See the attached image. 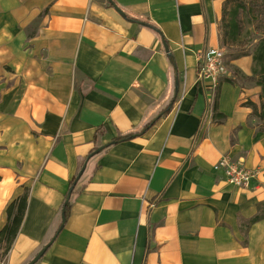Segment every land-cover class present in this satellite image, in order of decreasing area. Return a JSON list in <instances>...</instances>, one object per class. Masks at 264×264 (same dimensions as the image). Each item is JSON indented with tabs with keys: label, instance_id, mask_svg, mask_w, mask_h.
<instances>
[{
	"label": "crops",
	"instance_id": "crops-1",
	"mask_svg": "<svg viewBox=\"0 0 264 264\" xmlns=\"http://www.w3.org/2000/svg\"><path fill=\"white\" fill-rule=\"evenodd\" d=\"M221 8L0 0V230L27 195L0 264H26L57 232L84 158L69 216L36 264H264V217L248 223L264 205V172L238 188L217 167L223 156L264 166L260 89L242 79L251 57L225 62L214 90L196 82L201 56L222 47Z\"/></svg>",
	"mask_w": 264,
	"mask_h": 264
},
{
	"label": "trees",
	"instance_id": "trees-1",
	"mask_svg": "<svg viewBox=\"0 0 264 264\" xmlns=\"http://www.w3.org/2000/svg\"><path fill=\"white\" fill-rule=\"evenodd\" d=\"M243 17L249 24H256L254 28L260 29L261 38L255 43L252 52H244L239 54V56H250L252 62L251 75L242 76L243 81L253 84L260 89L259 93V110L257 117L260 121L264 122V0H236L233 5H231L227 10H222L221 16V45L225 47L228 44H236L243 32ZM216 103L213 106V118L222 117L221 114H217ZM170 109V108H169ZM168 109V110H169ZM168 110H162L159 112L157 117L153 118L147 122L139 131L126 134L124 136L114 139L109 145L117 144L122 141L130 140L138 135H141L146 130L151 128L162 115H164ZM87 158H84L81 162L79 170L76 175L69 182V189L71 188L78 172L81 170ZM67 194L64 196L59 208L57 209V218L60 223V217L62 212L65 216V221L69 216L70 202L67 201ZM27 204L26 192L20 197L15 199L6 209V222L2 229L0 230V251L2 255L7 254L10 249L14 239L19 232L21 227ZM264 217V205L258 207V214L248 221L249 224H253ZM56 231L45 239V241L38 247V250L33 253L28 262L37 254V252L43 248L55 235ZM27 262V263H28ZM26 263V264H27Z\"/></svg>",
	"mask_w": 264,
	"mask_h": 264
},
{
	"label": "built area",
	"instance_id": "built-area-1",
	"mask_svg": "<svg viewBox=\"0 0 264 264\" xmlns=\"http://www.w3.org/2000/svg\"><path fill=\"white\" fill-rule=\"evenodd\" d=\"M227 72L224 49H210L199 60L196 82L205 90L207 88L214 90L219 79L226 76ZM217 167L223 172L225 182L238 188H248L252 180L264 172V166L249 169L238 161H232L228 156L221 157Z\"/></svg>",
	"mask_w": 264,
	"mask_h": 264
},
{
	"label": "rangeland",
	"instance_id": "rangeland-1",
	"mask_svg": "<svg viewBox=\"0 0 264 264\" xmlns=\"http://www.w3.org/2000/svg\"><path fill=\"white\" fill-rule=\"evenodd\" d=\"M235 1L236 0H222L221 16L222 10H227L231 5H233ZM255 26L257 25L254 23L249 24V21H246V18L243 17V32L239 38V41L234 45L228 44L225 47H221L224 49L225 62L236 58L241 53L252 52L255 43L261 38V31L260 29L254 28ZM219 29L221 34V19L219 23Z\"/></svg>",
	"mask_w": 264,
	"mask_h": 264
},
{
	"label": "water",
	"instance_id": "water-1",
	"mask_svg": "<svg viewBox=\"0 0 264 264\" xmlns=\"http://www.w3.org/2000/svg\"><path fill=\"white\" fill-rule=\"evenodd\" d=\"M110 3H112V0H108ZM121 15L122 13L117 10ZM83 172V169L79 172V174L77 175V177L75 178L71 188L68 190V193H67V199H66V202L69 200L70 198V195H71V192H72V189L73 187L76 185L77 181L79 180L81 174ZM65 223V216H64V213L62 212L61 214V222H60V226L57 230V232L55 233V235L51 238V240L43 247L41 248L37 254L27 263V264H36L43 256L44 254L47 252V250L51 247V245L53 244V242L55 241L58 233L61 231V229L63 228V225Z\"/></svg>",
	"mask_w": 264,
	"mask_h": 264
}]
</instances>
